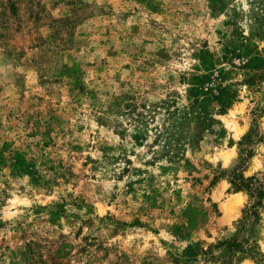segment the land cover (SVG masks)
<instances>
[{
    "label": "rangeland",
    "instance_id": "1",
    "mask_svg": "<svg viewBox=\"0 0 264 264\" xmlns=\"http://www.w3.org/2000/svg\"><path fill=\"white\" fill-rule=\"evenodd\" d=\"M12 1L0 264L264 263V0Z\"/></svg>",
    "mask_w": 264,
    "mask_h": 264
},
{
    "label": "trees",
    "instance_id": "2",
    "mask_svg": "<svg viewBox=\"0 0 264 264\" xmlns=\"http://www.w3.org/2000/svg\"><path fill=\"white\" fill-rule=\"evenodd\" d=\"M11 10L14 9V2L12 0H8ZM125 111L123 112V116L128 118V120H132L133 122H140L144 120V113L142 112H136V106L132 105L131 103H128L125 107ZM197 119H199V124L204 125L202 122L201 117L198 115L196 116ZM255 120V119H254ZM118 126H122L121 122H118ZM197 126V127H198ZM196 135V134H195ZM248 138V137H246ZM169 143L168 147H171L172 142H177L178 139L173 138L172 136L168 137ZM251 141V140H248ZM189 142L195 143V136L189 139ZM178 149L173 146L172 153H177ZM242 152L244 153L245 157L243 160H246L251 156V150L247 147H244L242 149ZM239 170L235 169L231 174V184L233 185V189L235 191L245 190L250 196L249 204L247 205L246 209L244 210L245 213V220L249 218L258 219V208L262 205V197L264 195V186L259 182V180L256 178L255 175L245 177L243 174V168L242 166H238ZM249 257L256 263V264H264L263 260L259 257V254L257 252H250Z\"/></svg>",
    "mask_w": 264,
    "mask_h": 264
}]
</instances>
